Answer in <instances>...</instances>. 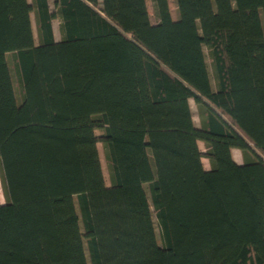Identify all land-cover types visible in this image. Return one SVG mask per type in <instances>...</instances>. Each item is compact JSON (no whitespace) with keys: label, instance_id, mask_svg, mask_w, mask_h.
I'll use <instances>...</instances> for the list:
<instances>
[{"label":"trees","instance_id":"1","mask_svg":"<svg viewBox=\"0 0 264 264\" xmlns=\"http://www.w3.org/2000/svg\"><path fill=\"white\" fill-rule=\"evenodd\" d=\"M152 1L0 0V264H264V0Z\"/></svg>","mask_w":264,"mask_h":264},{"label":"rangeland","instance_id":"2","mask_svg":"<svg viewBox=\"0 0 264 264\" xmlns=\"http://www.w3.org/2000/svg\"><path fill=\"white\" fill-rule=\"evenodd\" d=\"M49 3H50L51 9L53 10V8H54L53 7V0H49ZM168 5H169V10H170V13H171V17L173 19H175L176 18V4H175V0H168ZM146 6H147V10H148V13H149V16H150V21L152 23L156 22L157 21V17H156L155 7H154L153 1L152 0H146ZM31 18H32L33 35H34V37L36 39V42H38V40H37V26H36V23H35V18L33 17V15H31ZM59 24H60L59 20L57 18H55L53 20V26H54L55 34L57 36L59 35L58 34L59 33V27H60ZM12 59H13L12 53H8L7 61H8V64L10 66V69H11L12 80H13V84H14L16 97H17V100H19L20 95H21V87L19 85L17 76L14 73V66H13V60ZM206 61L208 63L209 72H210V74H212L211 59H210V57L207 54V50H206ZM189 103H190V107H191V111H192V117H193L194 124L196 126H199V124L201 122V118L199 116V107L197 106V104L192 99L189 100ZM95 133H96V135H100L101 130H96ZM197 144H198L199 149L204 152L205 151V146H204L203 142L198 141ZM97 148H98V152H99V159H100V163H101V167H102L104 181H105V184L108 185L109 184V173H108L107 161H106L105 156H104L103 145H102L101 142L97 143ZM234 154L236 156H238V157L241 156L240 151H235ZM201 160H202L203 167L206 168V169L209 168L208 160L205 157H202ZM4 201H5L4 190H3V185H2V182H1V178H0V202L3 203ZM153 220L155 222V230H156V235H157V238H158V242H160L159 227L157 225V222H156V219H155L154 215H153Z\"/></svg>","mask_w":264,"mask_h":264},{"label":"crops","instance_id":"3","mask_svg":"<svg viewBox=\"0 0 264 264\" xmlns=\"http://www.w3.org/2000/svg\"><path fill=\"white\" fill-rule=\"evenodd\" d=\"M29 1V0H28ZM31 1V0H30ZM29 1V2H30ZM48 5H49V8H50V10H52L51 9V7H50V3H49V0H48ZM33 12H31L30 13V21H31V27H32V18H31V15H33V17L35 18V16H34V13L32 14ZM57 18V17H56ZM55 18H53L52 20H51V25H52V31H53V37H54V39L56 40V41H58L59 39H60V30H59V35L57 36L56 34H55V30H54V26H53V20H54ZM58 19V18H57ZM59 20V19H58ZM36 23V22H35ZM59 23H60V21H59ZM37 40H38V37H37ZM34 41H35V43H37L36 42V39H35V37H34ZM8 55V54H7ZM13 55V54H12ZM190 104V103H189ZM235 151H240V153H241V156L240 157H238V156H236L235 154H234V152ZM231 154H232V158L234 159V161L236 162V163H238V164H240V163H242L243 162V160H244V156H243V154H242V151L240 150V149H238V148H232L231 149Z\"/></svg>","mask_w":264,"mask_h":264}]
</instances>
